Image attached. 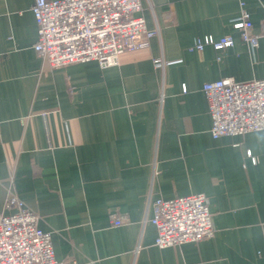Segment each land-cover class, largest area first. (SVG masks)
I'll return each instance as SVG.
<instances>
[{"label": "crops", "instance_id": "1", "mask_svg": "<svg viewBox=\"0 0 264 264\" xmlns=\"http://www.w3.org/2000/svg\"><path fill=\"white\" fill-rule=\"evenodd\" d=\"M33 2L0 0V214L10 188L62 262L264 264V129L214 139L202 92L264 81V42L233 28L240 3L257 28L264 0H141L148 50L55 70L33 48ZM205 36L234 45L191 50ZM198 193L213 236L156 247L152 201Z\"/></svg>", "mask_w": 264, "mask_h": 264}, {"label": "built area", "instance_id": "2", "mask_svg": "<svg viewBox=\"0 0 264 264\" xmlns=\"http://www.w3.org/2000/svg\"><path fill=\"white\" fill-rule=\"evenodd\" d=\"M31 12L37 24L34 51L49 69L96 61L101 68L115 66L128 53L148 50L158 29H148L141 0H34ZM239 39L249 49L264 42V19L256 28L240 3L239 16L233 21ZM234 45L231 36L215 40L197 39L191 50L210 46L222 51ZM162 66L161 59L154 60ZM183 91L185 89L183 88ZM210 134L214 139L226 135H244L264 129V81H236L225 77L204 83ZM251 157L250 152H247ZM150 222L156 230L158 248L199 242L214 234L208 199L191 194L152 201ZM0 214V264H77L56 260L51 233L38 226V216L9 188ZM122 221L115 218L114 226Z\"/></svg>", "mask_w": 264, "mask_h": 264}]
</instances>
